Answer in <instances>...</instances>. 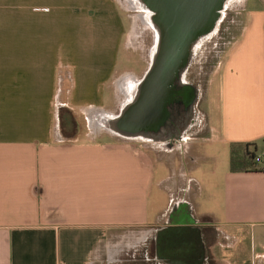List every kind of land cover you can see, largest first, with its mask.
Segmentation results:
<instances>
[{"label":"crops","instance_id":"1","mask_svg":"<svg viewBox=\"0 0 264 264\" xmlns=\"http://www.w3.org/2000/svg\"><path fill=\"white\" fill-rule=\"evenodd\" d=\"M248 2L207 122L173 142L112 129L146 73H120L118 0H0V264H264V161L231 172L233 146L264 154V0L244 18Z\"/></svg>","mask_w":264,"mask_h":264},{"label":"water","instance_id":"2","mask_svg":"<svg viewBox=\"0 0 264 264\" xmlns=\"http://www.w3.org/2000/svg\"><path fill=\"white\" fill-rule=\"evenodd\" d=\"M147 12L155 31L151 61L133 102L123 108L112 129L124 137H137V129L160 132L167 127V107L173 102L175 82H184L200 43L211 36L231 0H135ZM197 94L199 90H194ZM196 98V97H195ZM194 98V99H195ZM155 141H169L154 139ZM182 141L179 138L176 141ZM187 234L191 227L166 230Z\"/></svg>","mask_w":264,"mask_h":264},{"label":"rangeland","instance_id":"3","mask_svg":"<svg viewBox=\"0 0 264 264\" xmlns=\"http://www.w3.org/2000/svg\"><path fill=\"white\" fill-rule=\"evenodd\" d=\"M118 1L127 11L129 17L125 45L120 53V73L121 75L134 74L140 77L147 71L151 61L150 55L155 42V31L148 23L147 12L142 10L135 0ZM243 2L244 0H231L227 4L216 31L200 43L189 67L193 80L199 84L202 90L197 105L200 117L198 122H207L204 101L209 80L221 60L226 44L229 43V40L236 39L237 31L244 25L242 16L237 14L243 7ZM247 6L248 9L243 13L244 18L246 14L260 7L261 4L259 0H249ZM258 156H262L261 151L258 152ZM191 165L192 163L187 164L189 168Z\"/></svg>","mask_w":264,"mask_h":264},{"label":"flooded vegetation","instance_id":"4","mask_svg":"<svg viewBox=\"0 0 264 264\" xmlns=\"http://www.w3.org/2000/svg\"><path fill=\"white\" fill-rule=\"evenodd\" d=\"M175 86L173 102L167 107L169 117L166 122L168 126L161 127L158 133L152 130L137 129L135 136H149L154 139L160 138L175 142L176 139L185 138L192 132L200 119L197 105L202 90L199 84L193 80L189 70L185 75L184 82H181L178 77ZM194 90H199V93L197 94Z\"/></svg>","mask_w":264,"mask_h":264},{"label":"trees","instance_id":"5","mask_svg":"<svg viewBox=\"0 0 264 264\" xmlns=\"http://www.w3.org/2000/svg\"><path fill=\"white\" fill-rule=\"evenodd\" d=\"M253 146H233L231 155V172L232 173H247L255 170L256 163L254 162L255 150Z\"/></svg>","mask_w":264,"mask_h":264},{"label":"built area","instance_id":"6","mask_svg":"<svg viewBox=\"0 0 264 264\" xmlns=\"http://www.w3.org/2000/svg\"><path fill=\"white\" fill-rule=\"evenodd\" d=\"M263 157H264V154L262 156L255 155L254 162L256 164H259L262 161Z\"/></svg>","mask_w":264,"mask_h":264},{"label":"bare ground","instance_id":"7","mask_svg":"<svg viewBox=\"0 0 264 264\" xmlns=\"http://www.w3.org/2000/svg\"><path fill=\"white\" fill-rule=\"evenodd\" d=\"M137 4V3H136ZM136 6V5H135ZM148 15V14H147ZM141 17H144V16H141ZM147 17V16H146Z\"/></svg>","mask_w":264,"mask_h":264}]
</instances>
